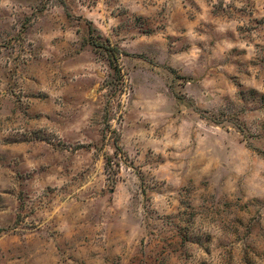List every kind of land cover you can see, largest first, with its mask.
<instances>
[{
  "label": "rangeland",
  "instance_id": "rangeland-1",
  "mask_svg": "<svg viewBox=\"0 0 264 264\" xmlns=\"http://www.w3.org/2000/svg\"><path fill=\"white\" fill-rule=\"evenodd\" d=\"M0 264H264V0H0Z\"/></svg>",
  "mask_w": 264,
  "mask_h": 264
},
{
  "label": "trees",
  "instance_id": "trees-1",
  "mask_svg": "<svg viewBox=\"0 0 264 264\" xmlns=\"http://www.w3.org/2000/svg\"><path fill=\"white\" fill-rule=\"evenodd\" d=\"M116 68V67H115Z\"/></svg>",
  "mask_w": 264,
  "mask_h": 264
}]
</instances>
